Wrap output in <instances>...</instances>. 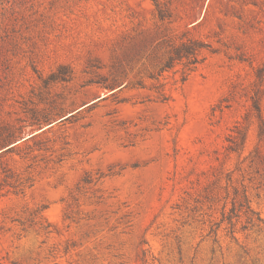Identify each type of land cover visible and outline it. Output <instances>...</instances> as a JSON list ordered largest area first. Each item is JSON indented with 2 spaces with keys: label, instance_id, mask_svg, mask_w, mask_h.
I'll use <instances>...</instances> for the list:
<instances>
[{
  "label": "rangeland",
  "instance_id": "rangeland-1",
  "mask_svg": "<svg viewBox=\"0 0 264 264\" xmlns=\"http://www.w3.org/2000/svg\"><path fill=\"white\" fill-rule=\"evenodd\" d=\"M0 264H264V0H0Z\"/></svg>",
  "mask_w": 264,
  "mask_h": 264
},
{
  "label": "trees",
  "instance_id": "trees-1",
  "mask_svg": "<svg viewBox=\"0 0 264 264\" xmlns=\"http://www.w3.org/2000/svg\"><path fill=\"white\" fill-rule=\"evenodd\" d=\"M202 44L194 40L181 41L180 44L175 45L170 50V55L165 63L159 68V70L152 75V77L159 81L166 72H169L174 68L175 63H182L184 66L185 72H194L197 68V65L202 61L199 59V51L202 48ZM184 72L183 81L188 77ZM162 84L156 86L159 89ZM162 101L166 100L165 94H161Z\"/></svg>",
  "mask_w": 264,
  "mask_h": 264
}]
</instances>
